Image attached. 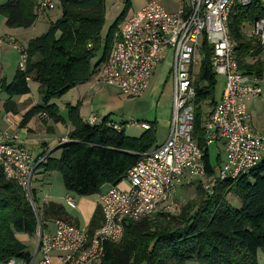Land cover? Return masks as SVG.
I'll list each match as a JSON object with an SVG mask.
<instances>
[{
	"label": "trees",
	"instance_id": "16d2710c",
	"mask_svg": "<svg viewBox=\"0 0 264 264\" xmlns=\"http://www.w3.org/2000/svg\"><path fill=\"white\" fill-rule=\"evenodd\" d=\"M58 5L59 17L24 47L27 56L24 70L18 67L10 82L1 80L0 90L7 96L4 110L14 112L16 106L11 98L29 93V80L38 84L40 103L23 115L20 125L45 113L54 122H69L72 130L59 146V156L44 155L35 171L38 168L43 172L58 171L67 192L88 197L102 193L106 185L118 184L140 155L155 147V122H143L148 127L139 136L132 137L122 128L109 124L108 116L97 124L83 120L78 104H67L65 118L60 115L59 108L51 101L90 79L95 69L108 59L115 33L125 16H117L103 34L105 0H59ZM0 16L9 28H29L38 18L35 1L6 0L0 3ZM263 17L264 8L252 1L247 6H233L228 18L238 68L261 79L264 58L260 55L264 44L249 35V27ZM199 53L191 135L202 152L205 172L211 175L221 161L218 155L213 164L209 157L201 103L205 100L211 106L217 103L212 96L216 74L209 59L211 48L206 42H202ZM198 181L195 198L187 200L176 213H158L139 221H127L121 241L106 243L103 256L93 264H186L190 261L259 264L258 250L264 249V161L235 179L217 182L211 192L205 191ZM231 191L241 203L239 208L227 200ZM30 193L31 201L18 181L8 177L0 165V262L30 257L17 233L34 235L38 227L44 230L57 218L78 224V220L66 216L61 205L39 202L32 183ZM101 219L100 206L96 205L87 225L89 233L99 227Z\"/></svg>",
	"mask_w": 264,
	"mask_h": 264
},
{
	"label": "built area",
	"instance_id": "2783aa9c",
	"mask_svg": "<svg viewBox=\"0 0 264 264\" xmlns=\"http://www.w3.org/2000/svg\"><path fill=\"white\" fill-rule=\"evenodd\" d=\"M34 1L35 12L41 16L59 0ZM252 1L264 8V0H184L169 11L158 0H149L121 22L109 57L95 69L93 79L118 88L128 97H140L169 52L172 104L168 135L161 144L142 153L118 184L99 194L102 220L92 233L85 224L57 218L51 229L38 227L35 250L28 259L11 258L0 264L96 263L106 243L121 241L127 221L176 213L180 207L172 201L179 187L200 180L203 189L211 192L217 182L235 179L264 161V134L249 125L245 106L247 99L261 94V78L238 68L228 29L233 6H247ZM250 27L249 35L264 44V17ZM203 41L211 48L214 73L225 80L219 100L202 123L206 145L223 146V165L211 175L206 174L202 152L191 135L194 66ZM6 42L19 48L12 36L0 37V48ZM19 49L18 67L24 70L27 56L24 48ZM17 139L16 134L0 133V165L31 201L32 178L45 156L32 157ZM65 203L76 207L68 196Z\"/></svg>",
	"mask_w": 264,
	"mask_h": 264
},
{
	"label": "rangeland",
	"instance_id": "374dc122",
	"mask_svg": "<svg viewBox=\"0 0 264 264\" xmlns=\"http://www.w3.org/2000/svg\"><path fill=\"white\" fill-rule=\"evenodd\" d=\"M4 1L5 0H0L1 3ZM147 1L149 0H105L106 11H105V21H104V26L102 28V33L104 34L106 32L107 28L113 23V21L117 16L122 14L125 16L124 17L125 19L130 14L140 9ZM158 1L167 10L173 11L176 10L184 0H158ZM60 12H61L60 7L58 5V2L56 1L55 7L49 12H46L43 15L38 16L37 21L32 27H30L29 29H22V31H20L23 33L24 38H19V41L22 42V40H25L29 37H36L44 33L50 24L49 21H54L55 19H57L60 15ZM249 29L251 30V27H249ZM4 30H9V29L5 25L4 18L0 16V33ZM0 37H5V36H0ZM17 46L19 48H23L19 45ZM19 48H17L19 51L18 63L20 60ZM99 53L100 52H98V54ZM168 53L169 52H167L166 57L158 63L150 79V82L142 96L136 98L128 97L122 94V92L119 89L113 86L118 90V120H116V122H118V125L124 126V128L126 127L127 134H136L141 128L140 123H142L143 121L155 120L156 121L155 144H159L162 141H164L169 131V127L167 125L166 120L161 119L159 115L160 111L169 109L171 116V104H172L171 82L172 81L171 78L169 77V72L171 70L172 59H171V54L169 55ZM260 57L264 58V52H262ZM200 61H201V54L198 53L197 64L194 66L195 74H197V72L199 71L198 69H199ZM12 65H14L15 67L14 63ZM3 67H5V64L3 65ZM9 78H11V74H9ZM224 82L225 80L223 76L216 75V85L212 95L214 100L216 101L224 88ZM30 85H31V92L29 94L33 99L36 100L37 96H39L37 95L38 93L36 91V83L31 82ZM260 86L262 89L261 94L247 99L245 101V106H246V113L248 114V121L250 125L256 131L264 134V78L261 79ZM3 96H4L3 94L0 95V106H1V102L3 101ZM57 103L63 105L64 100L60 98L58 99ZM214 104L211 106L209 104V100H205L201 103L203 121L206 115L210 112V110L214 106ZM163 106H165V108L162 109ZM62 115L63 116L65 115V111L62 113ZM67 123L70 125L69 122ZM5 129L6 130L5 131L2 130V132L11 133L12 131V129L9 128H5ZM57 130H58L56 132L57 136L61 135V133L64 134L66 132V128L62 124L58 125ZM48 134L50 135V133ZM35 143L36 141L33 140V147L31 146L30 150L28 147H26V149L29 152L31 151L30 154L32 153L31 154L32 157L36 156L38 153L41 152L40 150L41 147L36 145ZM208 153L211 162L213 164H216L215 161L219 155V159L221 161L220 166L223 165L224 154H223L222 143H213L209 145ZM197 181L198 180L193 181L191 185L179 187L175 196L173 197L172 202L178 205L179 207H181V205L187 202V200L195 198L196 185L197 183H199V181L198 182ZM200 183H202V181ZM32 187L35 188L37 194L39 195L38 198L39 202H42L41 200H43L45 202H54L56 204L61 205L64 208L66 216H68L73 220L81 219L85 213H90V206L93 205L96 206L99 203V194L84 197V196L76 195L71 192H67L64 188L61 174L58 171L43 172L42 169L38 168L35 171V174L33 175ZM66 196L72 198L75 201L77 207L71 208L67 206L65 203ZM81 200H85V201H83L82 203ZM227 200L236 208H239L241 206L239 199L233 194L232 191L227 195ZM48 227L49 229L53 227L52 222L48 224ZM16 235L17 238L25 245L27 251L30 254H32L36 246L37 233L31 236L24 233H17ZM258 263L264 264V249L258 250ZM186 264H201V263L190 261Z\"/></svg>",
	"mask_w": 264,
	"mask_h": 264
},
{
	"label": "crops",
	"instance_id": "0c3cea01",
	"mask_svg": "<svg viewBox=\"0 0 264 264\" xmlns=\"http://www.w3.org/2000/svg\"><path fill=\"white\" fill-rule=\"evenodd\" d=\"M50 22L51 21H49V23ZM7 28L9 30L2 31L0 33V36L14 37L17 45L23 48L26 46L27 42L30 39L34 38V37H29L25 40H22L21 42L19 41V38H24V37H23V33L20 31H22V29L24 28H9V27ZM29 28H26V29H29ZM11 45L12 44L6 42L0 48V81L3 80L5 82H10L13 78L15 70L18 68L19 51L15 46L12 45L14 47L13 48ZM13 63L15 64V67L14 65H12ZM4 64H5V67H3ZM9 74H11V78H9ZM31 82H34V81L32 80L28 81V85L30 89L29 93L31 92V85H30ZM37 87H38V84L36 83V91H37ZM117 89L111 85L103 84L100 82H95L93 79V76H91L90 79H88L87 81L83 83L77 84L76 86L68 90L66 94L60 97L64 100L63 105H60L57 103L58 99L52 100L51 103H54L59 108V112L61 116H63L62 113L65 111V115L63 116L64 118L66 116V105L67 104H71V105L78 104L79 105L78 112L83 120L88 121V119H92L93 120L92 124H97L104 117L108 116L109 124L113 125L116 129L122 128L124 133L128 136L137 137L144 131L146 127H148V125L143 123L145 121L140 123L141 128L136 134H127L126 133L127 128L126 127L124 128V126L118 125V122H116V120H118V90ZM29 93L21 95V96L12 97L11 101L15 104L16 110L14 112L13 111L6 112L3 108V102L7 99V96L4 93H2L0 90V95L2 94L4 95L3 101L1 102V106H0L1 107L0 133H2V130L5 131L6 130L5 128L12 129L11 133L9 132L7 133L16 134L18 137L17 140L20 143H22L25 147H28L29 150L31 146L33 147V140H35L36 141L35 144L41 147L40 149L41 152L38 153L36 156H33L34 158H37L42 155H50L51 157H58L60 154L59 146L61 145V143L67 140V134L69 131L72 130V126L69 125L67 122L65 123L54 122L51 119H49L47 115L44 117V116H41V114L32 117L24 126H21L20 122L23 118V115L30 108L40 103V95L38 91H37L38 93L37 95L39 96H37L36 100L33 99ZM220 96L218 97L217 101L219 100ZM163 108H165V106H163L162 109ZM159 115L161 119L166 120L167 125H169L170 110L169 109L162 110L159 112ZM149 122H155V125H156L155 120L149 121ZM60 124L65 126L66 132L64 134L61 133V135L57 136L56 135V132L58 131L57 127ZM48 133H50V135ZM159 144H156L155 147ZM120 186L125 187L123 183H121ZM108 188L109 186L106 185L104 186L103 190L105 191ZM37 197L39 198L38 194H37ZM83 201L85 200H81L82 203ZM95 207L96 206L94 205L90 206V213H85L83 217L78 220V224L88 225Z\"/></svg>",
	"mask_w": 264,
	"mask_h": 264
}]
</instances>
